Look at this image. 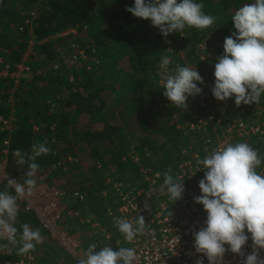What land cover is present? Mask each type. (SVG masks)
Returning a JSON list of instances; mask_svg holds the SVG:
<instances>
[{
	"label": "trees",
	"instance_id": "16d2710c",
	"mask_svg": "<svg viewBox=\"0 0 264 264\" xmlns=\"http://www.w3.org/2000/svg\"><path fill=\"white\" fill-rule=\"evenodd\" d=\"M196 2L204 5L206 14L218 17L215 23L204 30L186 27L183 35L175 32L165 39L150 19L126 11L134 0H0L3 63L20 60L29 29L35 42L27 61L31 74L14 91L13 112L5 102L11 85L8 81L0 85V115L12 112L14 117L11 132L0 133V141L10 139L2 158L9 175L24 181L28 165H17L14 151L30 154L34 143H46L51 152L37 157L34 178L47 173L51 184L52 178L67 177L61 188L64 197L86 194V206L76 198L70 205V211L76 210L80 217L65 213L61 220L73 223L71 232L80 233L83 240L95 234L100 240L103 237L92 226L90 212L114 237L110 232L114 222L102 211L104 204L118 205L110 196L114 187L128 184L141 189L148 185L146 176L156 179L168 169L175 176L192 153L199 159L206 156L201 132L191 125L195 123L191 110L202 109V95L188 97L187 109L176 108L157 81L161 73L166 76L176 65H187L202 76L204 83L197 82L198 86L211 91L217 57L223 54L225 38L235 31L232 16L255 0ZM26 18L31 23L20 30ZM178 48L186 50L187 61L178 62L171 55L169 50ZM163 56L171 60L167 73L161 69ZM75 57L72 64L64 62ZM228 100L236 110L234 97ZM256 104H264V94ZM248 138L253 148L264 147L260 136ZM77 144L84 146L81 157ZM24 224L39 229L43 237L35 252L28 253L34 264H78L51 242L37 218L23 211L16 219L17 238Z\"/></svg>",
	"mask_w": 264,
	"mask_h": 264
},
{
	"label": "clouds",
	"instance_id": "9594fccd",
	"mask_svg": "<svg viewBox=\"0 0 264 264\" xmlns=\"http://www.w3.org/2000/svg\"><path fill=\"white\" fill-rule=\"evenodd\" d=\"M203 8L204 5L196 0H134V6L126 7V11L135 17L150 19L151 25L166 39L175 32L183 35L186 27L204 30L212 26L218 17L206 14ZM231 20L235 31L225 38L223 54L217 57L212 95L220 101L234 97L237 107L241 103L256 104L264 94V0L241 6ZM170 64V58L163 56L161 69L165 73ZM197 82L204 83L196 68L176 65L172 74L165 77L163 95L176 108L185 110L188 97H195L203 91ZM50 152L46 143H34L30 154L20 149L13 153L17 157L15 163L27 164L28 170L23 184L8 179L6 188L0 190V238L6 237L11 245L9 254L35 252L36 245L43 242L40 230H32L27 224L21 225L22 233L17 238L19 229L15 225L19 214L17 200L31 197L36 192L34 177L39 165L35 161ZM262 162L264 157L247 142L229 143L214 149L203 159H197L196 172L203 170L204 176L198 184L202 194L195 196L194 201L203 205L207 217L206 226L193 233L194 247L197 253L207 257L208 264H226L224 256L227 251L244 257L243 246L248 243L249 233L252 251L244 258L243 264H264V258L259 255L264 250V175L257 172ZM162 175L161 192L166 191L173 203L181 199L185 191L184 178L172 175L171 169ZM9 189H14L15 195ZM144 208L150 210V205L145 202ZM114 224L128 243L146 234L147 230L143 215L134 220L115 218ZM110 232H113L112 227ZM96 247V244H90L84 257L75 262L135 264L138 259L135 248L113 250L107 245L95 251ZM197 264H203V261L198 260Z\"/></svg>",
	"mask_w": 264,
	"mask_h": 264
},
{
	"label": "built area",
	"instance_id": "2783aa9c",
	"mask_svg": "<svg viewBox=\"0 0 264 264\" xmlns=\"http://www.w3.org/2000/svg\"><path fill=\"white\" fill-rule=\"evenodd\" d=\"M30 23V19H24L20 30L23 29L24 24ZM71 31L68 30L66 33ZM34 43L32 30L29 29L28 46L17 63L11 64L5 61L3 63L0 55V64L3 65L0 70V85L4 81H8L11 85L10 94L5 102L12 112L14 91H16L22 78H28L31 74L27 61L32 53ZM76 59V57L71 60L64 59V62L72 64ZM208 62L213 65L211 60ZM200 95H202V102L200 103L202 109L196 110L195 107L191 110V118L195 120V123L191 125H194L201 132L205 155L229 143L235 144L236 138L260 136L264 139V104L249 106L241 103L239 107L235 105L234 109L236 110H232L229 98L226 101L217 100L212 95V91L209 90H203ZM12 112L6 117L0 115V133H9L13 129L14 117ZM9 142V136L0 141V190L6 188L8 179H13L8 175L5 160L2 158V155L8 151ZM256 149L264 157V147ZM192 154L194 156V153ZM193 156L189 160L183 161L180 166L181 169L176 172L177 175L184 178L185 191L182 198L174 203L169 199L166 191L161 192L160 190L164 180L163 175L156 177V179L146 176L148 185L141 189L129 187L126 184L114 187L115 192L112 193V196L115 197L118 205L116 208H109L107 204H104V207H107L104 212L111 222H114L115 218L134 220L138 215L145 217L146 234L138 236L132 243L124 240L118 226L114 223H111L114 237L107 235L102 240L97 235L93 239L83 240L80 233L71 232L72 225H66L67 223L62 222V215L68 213L72 216H79L76 210L70 211V205L76 198V202L85 206L86 194L74 192L70 195L69 200L64 202L65 191L56 185L48 184L46 174L36 178L37 187L33 196H25L17 200L19 211L37 218L41 227L49 234L51 241L77 262L84 257V253L90 244H96L95 251H99L107 245L112 248H135L138 257L135 264H197L198 260H202L203 264H208L207 257L202 253H197L194 247L193 233L198 231L201 226H206L204 222L207 213L202 204L194 201L195 196L202 194L198 184L204 176V171L196 172L198 157L197 155ZM257 172L264 175V162L257 168ZM16 181L20 184L24 182L22 180ZM9 191L15 195L14 189H9ZM145 202L150 205V210L144 208ZM88 224L86 223V226ZM82 229L85 230L83 227ZM245 231L247 230L245 229ZM103 233L106 234L104 229ZM3 240H7V238H0L2 246L5 245L2 243ZM251 245L252 240L249 233L248 243L243 246L245 256L241 257L227 251L224 256L226 264H243L244 258L252 251ZM225 247L228 246L225 245ZM259 255L264 258V250H261ZM0 264H34V261L28 254L18 256L9 254V246L6 245L0 250Z\"/></svg>",
	"mask_w": 264,
	"mask_h": 264
},
{
	"label": "rangeland",
	"instance_id": "374dc122",
	"mask_svg": "<svg viewBox=\"0 0 264 264\" xmlns=\"http://www.w3.org/2000/svg\"><path fill=\"white\" fill-rule=\"evenodd\" d=\"M170 51V53H171V55L172 56H174L176 59H177V61L178 62H181V61H187V59H186V56H185V52H186V50L185 49H180V48H178L177 50H173V51H171V49L169 50ZM187 66V65H186ZM160 77H159V79H158V81H157V86L158 85H160L161 86V89L162 90H164V88H163V85H164V82H165V74H160L159 75ZM1 87H2V85H1ZM188 108V107H187ZM175 118V117H174ZM250 138H252V137H250ZM238 142H247V140L245 139V138H243V139H239V138H236L235 139V143H238ZM248 144H250L251 145V143L248 141L247 142ZM252 146V145H251ZM76 153H78V156L79 157H81L82 156V152H83V150H84V146H82V144H77L76 145ZM83 148V149H82ZM47 175V173H44V174H41V175ZM9 175V174H8ZM10 176V175H9ZM40 175H38V177H39ZM66 178V179H65ZM20 180V179H19ZM66 180H67V177H56V178H52V179H50V182L49 183H51V184H53V185H56V186H58V187H60V188H62L63 189V185L66 183ZM46 181H47V178H46ZM116 184V183H115ZM117 185V184H116ZM126 185H128V184H126ZM129 187H131V185H128ZM102 193H104V191L102 192ZM110 196H112V193H111V195ZM63 200H64V202L65 201H68L69 200V198L66 196V197H64L63 198ZM113 203L114 204H117V201L115 200H113ZM108 205V207L109 208H111V207H113V204L112 205H110V204H107ZM86 206V205H85ZM84 207V206H83ZM107 207L105 206L104 207V205H103V208H102V211L104 212V210L106 209ZM85 211V210H84ZM87 212V211H86ZM90 215H91V224H92V226H94V227H96V230L98 231V232H100L101 234H103V237H102V239H105L106 237H107V235H109L108 234V230L104 227V226H102V225H100V223H98V221H97V217H96V215L95 214H93L92 212H90ZM102 215H103V213H102ZM80 217V216H79ZM90 217V216H89ZM106 218V217H105ZM81 222L82 223H85L86 221L85 220H83V219H81ZM71 223V222H70ZM70 223H68V224H66V225H69ZM87 223V222H86ZM70 225H72V226H74L73 225V223H71ZM75 227V226H74ZM111 227H112V225H111ZM103 229L105 230V232H106V234H104L103 233ZM17 235H18V233H17ZM90 238L91 239H93L94 238V236H90ZM52 242V241H51ZM2 243H4L5 245L4 246H6V245H8L9 247H11V245L9 244V242H8V240H3L2 241ZM53 243V242H52ZM54 244V243H53ZM1 245V244H0ZM2 246V245H1ZM4 246H2V247H4ZM1 247V248H2ZM1 248H0V250H1ZM12 254H14L15 255V252H13Z\"/></svg>",
	"mask_w": 264,
	"mask_h": 264
},
{
	"label": "crops",
	"instance_id": "0c3cea01",
	"mask_svg": "<svg viewBox=\"0 0 264 264\" xmlns=\"http://www.w3.org/2000/svg\"><path fill=\"white\" fill-rule=\"evenodd\" d=\"M14 256H17L16 254Z\"/></svg>",
	"mask_w": 264,
	"mask_h": 264
}]
</instances>
